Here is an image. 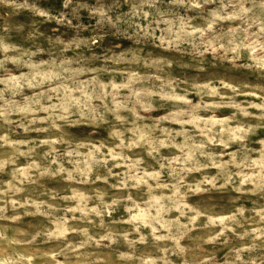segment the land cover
Returning a JSON list of instances; mask_svg holds the SVG:
<instances>
[{
	"label": "rangeland",
	"instance_id": "1",
	"mask_svg": "<svg viewBox=\"0 0 264 264\" xmlns=\"http://www.w3.org/2000/svg\"><path fill=\"white\" fill-rule=\"evenodd\" d=\"M0 264H264V0H0Z\"/></svg>",
	"mask_w": 264,
	"mask_h": 264
}]
</instances>
